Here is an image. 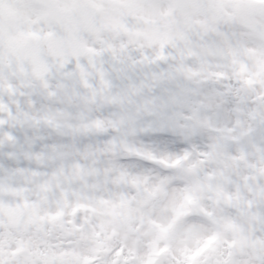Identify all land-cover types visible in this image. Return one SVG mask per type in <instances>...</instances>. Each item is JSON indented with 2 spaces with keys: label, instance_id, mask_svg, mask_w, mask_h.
Returning <instances> with one entry per match:
<instances>
[{
  "label": "snow or ice",
  "instance_id": "6c2138e0",
  "mask_svg": "<svg viewBox=\"0 0 264 264\" xmlns=\"http://www.w3.org/2000/svg\"><path fill=\"white\" fill-rule=\"evenodd\" d=\"M0 264H264V0H0Z\"/></svg>",
  "mask_w": 264,
  "mask_h": 264
}]
</instances>
